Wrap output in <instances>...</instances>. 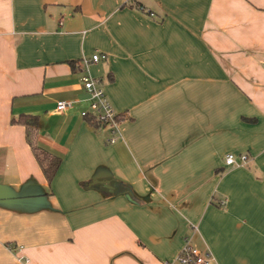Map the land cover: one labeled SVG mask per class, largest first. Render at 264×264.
Masks as SVG:
<instances>
[{
	"label": "crops",
	"instance_id": "0c3cea01",
	"mask_svg": "<svg viewBox=\"0 0 264 264\" xmlns=\"http://www.w3.org/2000/svg\"><path fill=\"white\" fill-rule=\"evenodd\" d=\"M263 66L264 0H0V264H264Z\"/></svg>",
	"mask_w": 264,
	"mask_h": 264
},
{
	"label": "built area",
	"instance_id": "2783aa9c",
	"mask_svg": "<svg viewBox=\"0 0 264 264\" xmlns=\"http://www.w3.org/2000/svg\"><path fill=\"white\" fill-rule=\"evenodd\" d=\"M101 60H106V55L104 54H94L91 60H87L86 63H98ZM264 68V66H263ZM82 83L86 90V93L89 96L90 101V109L89 111H83L81 113L82 117H87L89 115H93L97 121L101 124H105L108 126L110 133L112 134V138L110 139V143H114L116 141V135L119 132V124L121 118L119 114L114 110L111 105L109 99L107 98L104 91L100 88L97 81L93 79L91 76H83ZM75 102H59L57 105V110L59 112H65L70 108H73ZM226 165H244L248 162L247 155H241L240 161L237 162L234 155L229 154L226 156ZM19 259H24L22 256ZM211 256L208 253H202L198 249L193 248L189 245L188 241L186 242L178 261L181 264H211Z\"/></svg>",
	"mask_w": 264,
	"mask_h": 264
},
{
	"label": "trees",
	"instance_id": "16d2710c",
	"mask_svg": "<svg viewBox=\"0 0 264 264\" xmlns=\"http://www.w3.org/2000/svg\"><path fill=\"white\" fill-rule=\"evenodd\" d=\"M150 16H154V14L151 12ZM119 117L122 120L124 116L119 115ZM83 118H85L87 120V122L94 128H101L102 127V128L109 129L107 125H105V124L103 125L99 121H97L93 115H89V116L83 117ZM121 120H120V122H121ZM245 120H248V119H245Z\"/></svg>",
	"mask_w": 264,
	"mask_h": 264
}]
</instances>
